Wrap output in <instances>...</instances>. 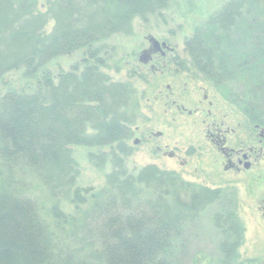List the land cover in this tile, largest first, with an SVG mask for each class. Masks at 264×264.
Returning <instances> with one entry per match:
<instances>
[{"label":"trees","instance_id":"obj_1","mask_svg":"<svg viewBox=\"0 0 264 264\" xmlns=\"http://www.w3.org/2000/svg\"><path fill=\"white\" fill-rule=\"evenodd\" d=\"M173 1L49 0L42 12L39 0H0V78L23 69L35 81L31 92L0 96V264H168L171 237L219 200L218 190L155 164L129 171L122 163L132 149L134 90L101 70L95 45ZM184 48L193 72L225 86L245 122L264 126V0L226 1L198 21ZM77 51H87L80 71L44 75L49 61ZM81 145L110 155L98 190L76 186L71 147ZM214 220L224 231L222 264L234 262L227 252L242 242L243 225L230 209Z\"/></svg>","mask_w":264,"mask_h":264},{"label":"rangeland","instance_id":"obj_2","mask_svg":"<svg viewBox=\"0 0 264 264\" xmlns=\"http://www.w3.org/2000/svg\"><path fill=\"white\" fill-rule=\"evenodd\" d=\"M47 1L49 0H39L37 10L45 11ZM226 1L228 0H175L169 4L168 8L160 12L144 17H135L130 33H118L95 45L101 48L97 49L100 50L98 58H102L106 66L101 70L114 81H129L132 85L134 90L132 101L136 106L135 125L133 124L132 128L138 126L140 130L148 129L155 134L162 132L171 145L189 146L192 152L198 147L196 144L200 138V119L196 116L174 117L171 110L160 102L161 100L155 99L157 98L158 84L164 88L166 81H160L157 84L149 76L138 78L133 76V69L137 62L136 55H139L141 48L146 45L145 36L147 34L157 38H168L183 48L185 39L193 33L198 21L206 17L207 14L220 9ZM52 26L53 21L50 20L46 25V31H50ZM185 51L184 48L182 59H187ZM86 52L77 51L52 59L44 66V75L55 77L59 72L71 71L74 66L80 71L83 68V58L85 59L87 56ZM192 73L201 80L198 81L206 82L208 85L206 90L213 93L211 96L214 101L212 107L214 111L228 114L226 121L233 122L235 116L236 121L239 117L242 124L245 122L241 109L225 99L222 91L225 86L214 85L197 72L192 71ZM35 77H39V75ZM263 79L264 75L261 74V80ZM34 87V79L27 77L23 69L10 71L0 78V96L8 91L31 92ZM236 110L241 113L239 116ZM241 138L244 136L241 135ZM132 141L133 137L128 141L132 148L130 155L122 159V163L129 171L152 163H156L160 169L168 171H171L172 168L175 169L168 159L154 160L150 156L151 150L146 148V145H133ZM71 150L78 170L76 186L80 189H93V191L104 186L105 176L111 171L110 155L108 158L103 155L107 151L105 152L104 148L98 150L95 147L84 145L72 146ZM90 154H93L95 159L97 158L95 162L100 159L103 162L98 165L90 161ZM188 161L185 169H175L178 171L175 173L183 179L205 187H216L225 180L224 175L221 176L220 173L210 169L211 163H208V158L203 157L198 151ZM258 167L254 168V171L258 173L255 180H247L248 183L240 181L234 186L236 194L233 199L230 198L232 201L228 200L227 195L226 198L223 193L224 201L221 199V201L218 200L217 203L208 206L201 214L199 213L196 219L185 222L177 236L171 237L170 250L164 256L167 257L168 264H222L220 244L224 240V231L219 227L220 223L214 220V216L219 214L221 209L235 211L237 219L243 225L244 233L238 251L241 259L258 250L263 243L264 226L258 212L256 202L258 196L256 197V195L264 196V154L259 159ZM229 201L232 203L228 204ZM61 210L65 213H72L73 205L64 201L61 204Z\"/></svg>","mask_w":264,"mask_h":264},{"label":"flooded vegetation","instance_id":"obj_3","mask_svg":"<svg viewBox=\"0 0 264 264\" xmlns=\"http://www.w3.org/2000/svg\"><path fill=\"white\" fill-rule=\"evenodd\" d=\"M148 35L150 34L145 36L146 45L141 48V52L146 51L148 61H140L138 57L141 52L137 54L133 76L138 78L149 76L157 84L166 81L164 88L158 84L155 99L161 100L160 102L171 110L174 117H198L201 124L200 138L196 144L198 147L193 152L189 146L171 145L162 132L155 134L148 129L140 130L138 126L132 128L129 140L133 137V145H146V148L151 150L150 156L154 160L168 159L177 170L185 169L188 160L198 151L203 157L208 158V163H211L210 169L221 176L224 175L225 178L218 186L207 187L218 190L220 201L221 199L224 201L223 193L225 197L227 195L228 200L233 199L236 194L234 186L238 182L257 178L258 173L254 168L258 167L259 159L264 154V126L247 122L242 124L239 117L237 121L235 120V116L233 122L226 121L228 114L212 109L213 93L206 90L207 83L200 82L201 80L192 73L188 59H182L184 44L183 48H180L178 43L171 42L168 38L155 36L158 42L150 44L146 38ZM237 114L239 116L241 113L237 111ZM241 135L244 138H241ZM175 169L172 168L171 171L178 173ZM257 196V208L264 226V196L262 194ZM231 201L228 204H231ZM237 242L239 241H234L227 252L235 259L229 264H264V239L255 253L243 259L238 255L241 243L236 246Z\"/></svg>","mask_w":264,"mask_h":264},{"label":"water","instance_id":"obj_4","mask_svg":"<svg viewBox=\"0 0 264 264\" xmlns=\"http://www.w3.org/2000/svg\"><path fill=\"white\" fill-rule=\"evenodd\" d=\"M147 39H148V41L150 42V44L152 43V42H158V40L157 39H155L153 36H151V35H149L148 37H147ZM142 56H145L144 58H141ZM139 60L140 61H142V62H147L148 61V56H147V53H146V51H144V52H141V54L139 55Z\"/></svg>","mask_w":264,"mask_h":264}]
</instances>
